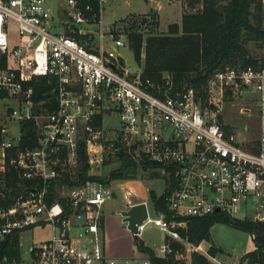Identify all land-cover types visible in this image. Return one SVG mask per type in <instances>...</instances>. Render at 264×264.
<instances>
[{
	"label": "built area",
	"instance_id": "obj_1",
	"mask_svg": "<svg viewBox=\"0 0 264 264\" xmlns=\"http://www.w3.org/2000/svg\"><path fill=\"white\" fill-rule=\"evenodd\" d=\"M49 1L0 0V105L18 103L0 110V195L10 167L22 180L36 181L24 185L12 204L0 205V244L18 235L21 249L23 232L46 225L53 230L31 247L29 259L0 258V264H191L174 256L172 245L188 224L185 217L222 213L264 223V64H227L210 78V98L203 104L193 89H177L172 74L145 77L140 66L108 45L131 48L127 35H116L105 23L109 0H53L54 6ZM41 76L55 81L54 110L48 105L52 99H36L34 83ZM229 94L249 96L259 107L262 136L255 149L220 119ZM113 114L120 119L119 136L108 138V130L116 129L107 125ZM28 120L35 122L38 144L22 147ZM110 139L120 140L137 160L145 156L161 164L175 179L167 208L153 202L155 215L147 198L134 199L133 189L125 190L124 209L147 204L137 235L148 223L167 233L166 242L146 256L108 251L104 205L115 197L110 182L61 180L78 175L82 148L89 165L102 162ZM52 181L57 196L50 202Z\"/></svg>",
	"mask_w": 264,
	"mask_h": 264
},
{
	"label": "trees",
	"instance_id": "obj_2",
	"mask_svg": "<svg viewBox=\"0 0 264 264\" xmlns=\"http://www.w3.org/2000/svg\"><path fill=\"white\" fill-rule=\"evenodd\" d=\"M189 3L192 10L183 14L181 23H170L167 33H153L154 28L160 25L156 12L133 18L124 32L145 77L160 80L164 75L172 74L177 89H193L203 104H206L210 98L209 80L215 72L227 64H260V61L249 53L246 41H264V0H190ZM199 5L200 8H196ZM34 84L36 99H52V103L48 105L49 109L54 110L55 81L49 83L48 77L41 76ZM22 132V147L38 144V131L33 120L24 122ZM115 145L120 147L118 156L122 159V164L119 168L112 170L108 175L91 174L89 156L85 148H82L78 175L73 178L66 175L61 180L71 185L87 179L111 182L115 178L123 179L136 175L140 167L147 169L161 166L145 156L135 160L128 155L126 148L122 155L124 146L120 140H115ZM111 161V157L105 160L106 163ZM166 182L167 187L163 193L151 191V200L163 209L167 208V198L174 188L175 179L166 177ZM35 183V180H22L16 169L10 167L6 174L5 195H0V205L12 204L24 185L32 186ZM55 187L56 181H52L48 196L50 202L57 196ZM185 218L188 219V229L183 230V233L194 243L202 240L212 241L211 228L218 222L251 233L255 248L244 254L241 264H264V223L252 219H234L222 213ZM141 246L144 250H149V253H154L153 249L143 243ZM20 250L18 235L6 239L0 244L1 261L20 260ZM218 252H223V249L211 243L210 254L215 256ZM156 260L162 262L163 259ZM193 264L218 263L208 256L198 254L194 257Z\"/></svg>",
	"mask_w": 264,
	"mask_h": 264
},
{
	"label": "rangeland",
	"instance_id": "obj_3",
	"mask_svg": "<svg viewBox=\"0 0 264 264\" xmlns=\"http://www.w3.org/2000/svg\"><path fill=\"white\" fill-rule=\"evenodd\" d=\"M190 0H109L106 5L105 23L110 24L116 35L124 34L126 26L133 18H141L156 12L160 18V25L154 28L153 33L164 34L168 32V26L173 22H182L183 14L192 10ZM50 6H54L53 0L49 1ZM196 8H200V5ZM195 8V9H196ZM246 44L249 53L256 57L260 64L264 63V41L247 40ZM110 47H115L118 52L129 64H133L139 68L135 53L132 48L117 47L113 42H109ZM143 69L142 67H140ZM216 95L221 93L217 86L214 90ZM9 105L18 106V103L3 102L0 105L1 112L9 107ZM242 110H245L242 111ZM220 119L225 124L227 130H238L243 133L244 145L249 149L257 148V143L261 140V127L259 107L254 100L247 98H236L232 94L225 97L223 101V109L220 113ZM11 124V123H10ZM107 125L116 129L108 130V138L119 136L120 119L117 114L111 115L107 119ZM118 127V128H117ZM19 124L13 122L12 132H17ZM119 146L115 145V141L111 140L106 144L102 154L103 161L90 165V173L96 175H108L112 170L119 168L122 159L118 156ZM134 151L128 152L133 158ZM112 158V161L106 163L105 160ZM135 159V158H134ZM137 160V158L135 159ZM157 172V173H156ZM166 173L160 167L144 169L140 167L138 173L128 178H115L111 180V188L114 190L115 197L108 200L104 205V223L106 229V239L111 251V255L126 256H146L150 251L142 248V243L153 250H158L162 244L166 242V231L161 230L158 226L148 223L146 228L137 237L129 230L128 224L124 222V216L119 212L124 206L125 190L133 188L136 194L134 199L147 198L149 200L152 215H155L154 204L151 200V191L155 190L161 194L167 187ZM124 187L125 189H122ZM113 226V227H112ZM115 228V230H113ZM188 229V224L179 228L181 239L172 240L175 248V255L184 257L188 262L193 264L194 257L198 254L208 256L218 264H241L245 253L255 248V243L251 233L242 229L233 227L227 223L218 222L211 228L212 241L202 240L194 243L190 241L183 230ZM53 234L52 227H37L30 231L22 233L21 255L24 259H29L30 249L33 245H38L44 240L50 238ZM211 243L223 249L215 256L210 254ZM201 244L202 247L197 246ZM119 253V254H116ZM121 253V254H120ZM244 264H248L245 262Z\"/></svg>",
	"mask_w": 264,
	"mask_h": 264
},
{
	"label": "water",
	"instance_id": "obj_4",
	"mask_svg": "<svg viewBox=\"0 0 264 264\" xmlns=\"http://www.w3.org/2000/svg\"><path fill=\"white\" fill-rule=\"evenodd\" d=\"M121 59V64L123 66H126V62L122 56H119ZM113 67H117L116 64L112 63ZM130 68H133L132 66H129ZM137 144H135V147ZM125 153V150L123 149L121 151V154L123 155ZM124 216V222L128 223V228L131 229L133 232L136 233L139 230V224L142 223L144 220L148 217V208L145 201L139 202L137 204H134L128 209H122L119 211Z\"/></svg>",
	"mask_w": 264,
	"mask_h": 264
},
{
	"label": "crops",
	"instance_id": "obj_5",
	"mask_svg": "<svg viewBox=\"0 0 264 264\" xmlns=\"http://www.w3.org/2000/svg\"><path fill=\"white\" fill-rule=\"evenodd\" d=\"M133 189V188H132ZM135 197V196H134ZM137 199H141L140 198V196L139 197H137ZM143 199H146V198H143ZM127 201H125L124 202V206H125V203H126ZM125 208V207H124ZM113 227V226H112ZM113 230H115V228H113ZM107 246H108V243H107ZM108 251H109V253L111 254V251H110V248H109V246H108ZM116 254H119V253H116ZM121 254V253H120Z\"/></svg>",
	"mask_w": 264,
	"mask_h": 264
}]
</instances>
